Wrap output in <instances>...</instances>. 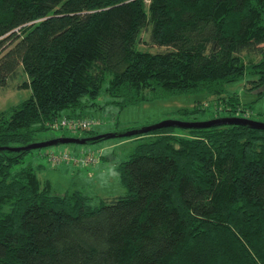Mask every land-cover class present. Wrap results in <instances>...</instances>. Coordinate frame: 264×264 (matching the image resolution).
Returning a JSON list of instances; mask_svg holds the SVG:
<instances>
[{
	"label": "trees",
	"instance_id": "16d2710c",
	"mask_svg": "<svg viewBox=\"0 0 264 264\" xmlns=\"http://www.w3.org/2000/svg\"><path fill=\"white\" fill-rule=\"evenodd\" d=\"M144 29L162 48L138 46ZM20 71L30 93L0 114V145L56 137L37 133L91 117L103 93L119 106L203 94L244 111L229 86L248 75L264 95V0H0V85ZM135 136L116 164L128 192L98 203L13 168L31 149L0 150V264H264V128Z\"/></svg>",
	"mask_w": 264,
	"mask_h": 264
},
{
	"label": "rangeland",
	"instance_id": "374dc122",
	"mask_svg": "<svg viewBox=\"0 0 264 264\" xmlns=\"http://www.w3.org/2000/svg\"><path fill=\"white\" fill-rule=\"evenodd\" d=\"M138 46L149 50L162 48L149 42L148 31L145 29L141 31ZM242 55L244 59L248 58L246 53ZM247 77L248 75L229 86V90L235 92L238 105L244 111L238 109L230 112L221 109L216 111L213 97L206 98L203 94H167L158 97L150 95L148 99L137 103L119 106L103 93L96 100V105H89L84 109V114L96 120L90 128L96 129L98 133L138 128L164 118L203 120L213 117L216 112L221 115L230 113L261 120L264 118V95L256 97V91L247 88L249 86ZM23 78L24 75L20 71L15 78L8 81L6 87L0 85V114H8L29 95L30 90L27 86H15ZM194 105L207 106L204 110L184 113L183 110L191 109ZM174 129L182 131L178 127ZM83 133L84 131L81 130L51 128L39 131L37 136H81ZM135 137V134H131L93 142H67L33 148L25 152L22 161L16 163L13 168L31 165L37 170L41 179L48 178L51 181L54 191L78 189L89 196L91 203H98L100 199L107 201L128 192L127 187L119 179L116 164L129 157L139 140ZM57 151L67 158L58 162L51 161L50 154Z\"/></svg>",
	"mask_w": 264,
	"mask_h": 264
},
{
	"label": "water",
	"instance_id": "95a60500",
	"mask_svg": "<svg viewBox=\"0 0 264 264\" xmlns=\"http://www.w3.org/2000/svg\"><path fill=\"white\" fill-rule=\"evenodd\" d=\"M221 123H242L247 124L251 127L257 128H264V120L254 119L246 116H239V115H219L215 117H211L208 119L203 120H183L177 118H164L158 120L156 122L142 125L138 128L127 129L124 131H107L96 133L92 135L86 136H69V135H62L56 136L45 140L33 141L28 142L22 145H0V150H28L32 148L43 147L52 144H59V143H67V142H74V143H85L89 140H99L101 138H109L113 136H127L135 133L145 132L148 130H152L155 128L163 127V126H179V127H202V126H209L214 124H221Z\"/></svg>",
	"mask_w": 264,
	"mask_h": 264
},
{
	"label": "built area",
	"instance_id": "2783aa9c",
	"mask_svg": "<svg viewBox=\"0 0 264 264\" xmlns=\"http://www.w3.org/2000/svg\"><path fill=\"white\" fill-rule=\"evenodd\" d=\"M93 123H96V120L93 119L92 117L75 118V117H69V116L63 115L57 118L56 120L51 121L50 125L55 128L67 127L69 129L75 130L79 128L89 129L93 125ZM60 153L61 152H58V153L52 152L50 154L51 161L58 162V161H61L67 158L64 154H60ZM83 159H81V161H83Z\"/></svg>",
	"mask_w": 264,
	"mask_h": 264
},
{
	"label": "crops",
	"instance_id": "0c3cea01",
	"mask_svg": "<svg viewBox=\"0 0 264 264\" xmlns=\"http://www.w3.org/2000/svg\"><path fill=\"white\" fill-rule=\"evenodd\" d=\"M73 150H74V148H73Z\"/></svg>",
	"mask_w": 264,
	"mask_h": 264
}]
</instances>
